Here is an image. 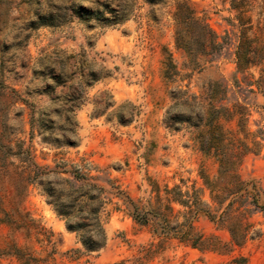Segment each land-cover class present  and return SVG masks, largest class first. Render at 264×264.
Wrapping results in <instances>:
<instances>
[{
  "label": "rangeland",
  "instance_id": "374dc122",
  "mask_svg": "<svg viewBox=\"0 0 264 264\" xmlns=\"http://www.w3.org/2000/svg\"><path fill=\"white\" fill-rule=\"evenodd\" d=\"M181 1L224 43L221 56L181 87L204 96L211 83L223 82L221 104L247 109L250 135L238 132L236 120L221 124L249 146L258 143L240 173L264 205V60L236 73L241 27L230 0H0V148L9 147L0 149V264H264V212L244 221L251 225L244 245L221 251L194 248L173 232L164 236L150 213L155 185L162 198L165 187L200 190L215 207L201 177L214 181L217 163L193 146L188 132L166 127L177 112L169 95L176 84L164 81L162 61L166 49L179 68L185 62L174 47ZM121 17L122 23L101 24ZM244 20L251 47L263 44L264 0H246ZM56 97L78 98L74 112ZM28 161L45 171L96 177L89 182L103 188L104 248L89 253L66 230L39 187L25 180ZM135 208L150 213L146 225L132 218ZM173 208L171 224L183 223L175 214L186 210ZM192 224L204 239L230 240L226 228L203 214Z\"/></svg>",
  "mask_w": 264,
  "mask_h": 264
},
{
  "label": "trees",
  "instance_id": "16d2710c",
  "mask_svg": "<svg viewBox=\"0 0 264 264\" xmlns=\"http://www.w3.org/2000/svg\"><path fill=\"white\" fill-rule=\"evenodd\" d=\"M230 6L237 12L241 27L240 40L234 52L236 73H243L264 60V43L252 48L253 41L247 40L244 36L247 31L244 27L246 0H230ZM110 12L117 14L112 10ZM85 13L93 15L90 11L85 10ZM174 19L176 21L174 47L176 51L183 53L185 62L179 68L172 54L164 49L162 77L168 86L176 84L169 95L173 101L172 108L177 109V112L168 116L166 127L175 132H188L193 146L217 163L218 171L214 181L201 177L205 187L209 190L210 202L215 207L211 210V207L202 201L200 190H193L189 193L188 191L181 192L178 187H165L162 198L159 188L155 185L156 207L152 208L150 213L159 219L161 233L164 236L173 232L181 242L188 243L194 248L221 251L222 248L231 246L241 247L246 242L251 227L244 221L256 211L264 212V205H259L258 196L252 192L254 189L249 187L250 182L245 180L240 173L244 159L256 152L259 145L253 142L251 147L244 140L239 139L237 134L224 130L222 120H236L238 132L246 136L250 135L246 130L247 109L240 104H234L232 108L221 104L227 96V86L223 82L211 83L204 96L190 93L188 84L181 87V83L190 80L194 72H200L206 65L221 56L224 43L219 42L218 36L207 24L194 16L193 10L186 1L176 3ZM125 20L126 17H121L119 20H105L101 24L110 25L116 22L122 23ZM83 22L86 25L89 24V21ZM42 24L46 25L44 22ZM184 70L190 72L183 73ZM53 78L56 81L59 80L58 76H53ZM56 84L62 83L58 81ZM77 100L78 98H52L54 102L63 101L66 105L71 104L67 112H74ZM31 128L33 131V119ZM43 139L48 142H57L56 139H50V137ZM0 149L5 152L9 150V147L2 146ZM23 173L26 175L25 180L28 185L39 187L46 203L64 222L66 230L75 234L85 251L98 252L104 248L106 236L99 217L105 205L103 188L89 182L96 177H88L76 170L70 172L45 171L31 161L26 163ZM61 173L67 174L69 178L58 177ZM50 176L54 177L52 181L49 180ZM174 204L186 211H177L176 217L182 215L184 222L172 225ZM150 213H144L135 208L132 218L140 225H146L147 215ZM199 214H203L219 227L226 228L230 234L229 242L222 244L217 236L204 239L196 235L192 219Z\"/></svg>",
  "mask_w": 264,
  "mask_h": 264
}]
</instances>
